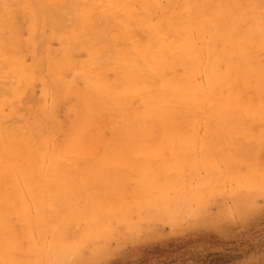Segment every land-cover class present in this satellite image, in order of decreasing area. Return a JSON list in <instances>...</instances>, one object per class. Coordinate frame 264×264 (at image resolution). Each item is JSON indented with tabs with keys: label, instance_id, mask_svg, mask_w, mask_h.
<instances>
[{
	"label": "rangeland",
	"instance_id": "rangeland-1",
	"mask_svg": "<svg viewBox=\"0 0 264 264\" xmlns=\"http://www.w3.org/2000/svg\"><path fill=\"white\" fill-rule=\"evenodd\" d=\"M209 7L192 80L225 89L160 115L141 89L170 97L189 60L163 49L139 88L127 63L144 69L156 27L183 40L185 0H0V264H264V0Z\"/></svg>",
	"mask_w": 264,
	"mask_h": 264
},
{
	"label": "bare ground",
	"instance_id": "bare-ground-1",
	"mask_svg": "<svg viewBox=\"0 0 264 264\" xmlns=\"http://www.w3.org/2000/svg\"><path fill=\"white\" fill-rule=\"evenodd\" d=\"M185 1L187 3V8L182 12L180 16V17L183 16L182 17L183 21L178 28V31L183 35V40L165 44L166 38L163 37L162 29L156 27L154 30L151 31L153 35L152 40L148 43L146 49H143V47L139 43H136L139 53L144 56H147L148 58L150 57V61L146 60V62L144 63V69L139 70L138 66L134 68V65L131 63V61L127 63L128 64L127 73L129 74V80L132 79L131 81L134 82L136 86L139 88L140 86H142L143 81L146 78V75L141 74V72H145L149 70L151 72L155 71L157 74L161 75L163 71L166 70V66H169V62L165 60L162 56L163 49L174 50L178 52V54L180 53V56L186 57L190 62V66H189L190 81L174 89L170 97H165L163 100L157 103V100L160 95L151 85H148L145 88V91L141 89V91L143 92L142 98L144 99L145 103L147 102V105L146 104L145 105L148 106L149 113L152 114L166 115L167 114L166 103L168 102H176V104H180V105L182 104V102H184L186 104V108H184V111H186L187 109L190 112H196L199 107L204 106L203 101H205V104L207 102L206 98L203 96L204 94L206 97L208 96L207 98H211L215 100V98L219 93L218 91L221 89L222 90L225 89V85L219 83L218 82L219 79L214 78L212 74H208L211 75L212 78L210 79V86L208 87L207 93H205L204 90L201 88L202 92L204 93L203 94L199 88H196V86L193 85L192 75L199 69V61H200L199 59L200 55L196 50V47L194 46L195 43L194 27H197V29L201 30V28H204L206 26L216 36L213 38L215 41L218 42L219 37H217V29H218L217 25H214L215 19L212 16L208 17L211 11L209 7V2L213 0L211 1L205 0V3H203L202 5L198 3V0H185ZM143 2L144 4L148 5L149 0H143ZM221 9L224 19L229 17H236V18L239 17L238 15L229 12L230 10L228 9H224L223 7ZM246 26L248 28V30H246L248 34L245 35V37L242 36V39L240 40L241 46H243L245 49L248 46L247 38L249 37L256 38V35L260 33L259 30H262L260 25L252 26L250 23L249 25ZM232 35L236 36L237 31L233 29ZM156 46H160L161 49L159 50L152 49ZM219 51L220 50H218L217 48L216 49L211 48L210 58H209L210 62H213L215 64L218 62L221 56V53ZM136 63L137 61L135 60V64ZM210 69H211L210 66L206 67L207 72H210L211 71ZM255 74L258 80L260 81V83H263L264 72L258 73L257 70H255ZM141 91H139V94H141ZM222 93L224 94V92ZM228 97H223L222 103L219 104L221 105L220 108L223 109L224 106V109H226V107L232 105L233 101H231V99L228 100ZM219 98H218V102H219ZM208 103H210V101H208ZM217 103L214 102V104L211 105L214 111H215V107L219 106ZM211 104H212V100H211ZM177 108L178 111L182 109L180 108V106ZM7 138H8L7 140L10 139L12 140V141L6 140L5 148L7 152L11 154L19 153L18 146L16 145V143L18 144V139L13 141V136H8ZM21 140L23 139L21 138ZM24 140H28V139H24Z\"/></svg>",
	"mask_w": 264,
	"mask_h": 264
}]
</instances>
